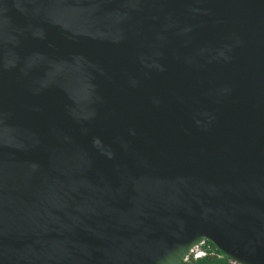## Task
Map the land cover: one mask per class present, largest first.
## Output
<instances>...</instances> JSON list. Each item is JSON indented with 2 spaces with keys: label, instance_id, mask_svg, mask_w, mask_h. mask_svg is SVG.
Here are the masks:
<instances>
[{
  "label": "water",
  "instance_id": "obj_1",
  "mask_svg": "<svg viewBox=\"0 0 264 264\" xmlns=\"http://www.w3.org/2000/svg\"><path fill=\"white\" fill-rule=\"evenodd\" d=\"M264 264V0H0V264Z\"/></svg>",
  "mask_w": 264,
  "mask_h": 264
},
{
  "label": "built area",
  "instance_id": "obj_2",
  "mask_svg": "<svg viewBox=\"0 0 264 264\" xmlns=\"http://www.w3.org/2000/svg\"><path fill=\"white\" fill-rule=\"evenodd\" d=\"M205 259L215 260V262L212 264H241L240 262L227 257L218 249L216 250V247L214 249L206 240L193 246L186 255L183 262H197Z\"/></svg>",
  "mask_w": 264,
  "mask_h": 264
},
{
  "label": "trees",
  "instance_id": "obj_3",
  "mask_svg": "<svg viewBox=\"0 0 264 264\" xmlns=\"http://www.w3.org/2000/svg\"><path fill=\"white\" fill-rule=\"evenodd\" d=\"M208 243L215 249V246L212 243H210V242H208ZM214 262H215V260H213V259H205V260H201V261H197V262H183L182 264H212ZM219 264H222V263H219Z\"/></svg>",
  "mask_w": 264,
  "mask_h": 264
}]
</instances>
